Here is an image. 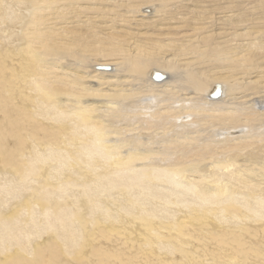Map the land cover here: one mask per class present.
<instances>
[{"label":"bare ground","instance_id":"6f19581e","mask_svg":"<svg viewBox=\"0 0 264 264\" xmlns=\"http://www.w3.org/2000/svg\"><path fill=\"white\" fill-rule=\"evenodd\" d=\"M0 264H264V0H0Z\"/></svg>","mask_w":264,"mask_h":264},{"label":"water","instance_id":"95a60500","mask_svg":"<svg viewBox=\"0 0 264 264\" xmlns=\"http://www.w3.org/2000/svg\"><path fill=\"white\" fill-rule=\"evenodd\" d=\"M159 77V76H158ZM218 95V91H215L214 93H213V96H217Z\"/></svg>","mask_w":264,"mask_h":264},{"label":"rangeland","instance_id":"374dc122","mask_svg":"<svg viewBox=\"0 0 264 264\" xmlns=\"http://www.w3.org/2000/svg\"><path fill=\"white\" fill-rule=\"evenodd\" d=\"M105 67H108V69H104V70H108V71L110 70L109 68H111L110 66H105ZM160 72H161V71H160Z\"/></svg>","mask_w":264,"mask_h":264}]
</instances>
